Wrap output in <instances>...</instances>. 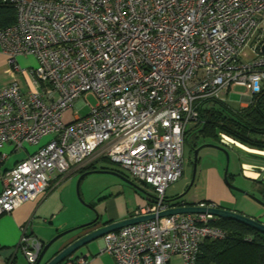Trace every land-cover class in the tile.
Instances as JSON below:
<instances>
[{
	"label": "built area",
	"instance_id": "1",
	"mask_svg": "<svg viewBox=\"0 0 264 264\" xmlns=\"http://www.w3.org/2000/svg\"><path fill=\"white\" fill-rule=\"evenodd\" d=\"M12 3L15 21L0 28L12 78L0 87V167L5 144L37 148L0 173V215L36 199L56 173L106 160L151 186L149 201L132 216L155 217L103 234L104 250L116 264H169L175 255L195 264L200 244L225 231L211 214L158 213L172 206L165 191L182 176L185 132L198 122L201 103L222 101L241 85L246 107L261 92L264 0ZM18 56H33L36 65L21 68ZM17 73L26 75V90ZM88 94L96 104L80 115ZM20 230L17 247L33 264L43 243L27 226Z\"/></svg>",
	"mask_w": 264,
	"mask_h": 264
},
{
	"label": "crops",
	"instance_id": "2",
	"mask_svg": "<svg viewBox=\"0 0 264 264\" xmlns=\"http://www.w3.org/2000/svg\"><path fill=\"white\" fill-rule=\"evenodd\" d=\"M25 57L26 56H18L17 60L23 61L25 60ZM2 63L4 65L6 62L4 55L0 52V64ZM35 65L36 59L34 58V64L24 69H30ZM5 70L6 68L3 69L2 73L7 76L3 78L0 87L7 85L12 80ZM15 78L23 90L28 88L26 75L24 76L21 73H17ZM239 107H241V104ZM47 139L48 138H43L41 143L46 142ZM36 148L37 145L34 144H24V146L19 149H15L12 144H5L2 147V151L6 153L7 157L0 167V173L10 169L18 160L25 158ZM240 151L245 153L242 150ZM10 159L12 160L9 163ZM245 164L248 165L249 163ZM95 165L99 167L97 163H95ZM212 169L214 175L219 177L217 173L218 171H215V168ZM75 172L81 174L80 170H73L63 177L56 173L55 177L51 179L48 188L36 199L26 201L13 211L0 215V264H29L20 248L17 247L21 233L20 228L23 226H27L28 233L44 244L59 232L81 225L93 219L94 211L91 208L89 209L82 205L75 195L72 184V174ZM2 187L3 185L0 181V192ZM132 188L133 194L130 202L123 201L122 197H119L118 191H115L114 188L109 185L100 187V189L94 194L86 191V194L83 195V199L100 214L101 219L96 224L97 226L104 222L117 221L131 217L133 212L139 206H142L149 201L151 196L147 194L148 192L143 193L136 190L134 187ZM225 193V195H228L229 197H210V199H193V201L183 199L181 202H208L217 204L216 202L221 201L226 203L227 206H232L233 194L231 190L225 188ZM78 197L80 198L79 192ZM165 198L167 200L169 198L166 193ZM225 208L235 210L232 207L225 206ZM255 216L264 217V211H258ZM77 233L78 231H74L57 239L50 248L51 252L70 241ZM69 256L73 258L81 256L85 258V264H116L113 257L104 250L102 236L80 247ZM65 261L66 260L62 261L61 264H64ZM72 264L81 263L74 261Z\"/></svg>",
	"mask_w": 264,
	"mask_h": 264
},
{
	"label": "rangeland",
	"instance_id": "3",
	"mask_svg": "<svg viewBox=\"0 0 264 264\" xmlns=\"http://www.w3.org/2000/svg\"><path fill=\"white\" fill-rule=\"evenodd\" d=\"M18 63L21 68H27L34 64V57L26 56L25 60H18ZM7 67L8 65L6 63L4 65L3 63L0 64V83H2L3 78L7 76L2 73L3 69ZM243 92H245V87L236 85L228 95L223 96L222 102L228 104L231 108L236 109L241 103V93ZM86 100L88 104L78 110V113L80 115L87 114L90 109V105L93 106L96 104V98L92 94H88L86 96ZM189 130L190 133L188 134V139L185 140L183 146V173L177 181L173 182L167 187L165 192L166 195L169 196L167 202H175L170 199L182 193L189 186L193 178L190 189L182 199L193 201V199H210V197H229L228 195H225V188H227L230 189L233 194L232 206H227L226 203L221 201L216 202L218 205H221L223 207H232L240 213L258 218L260 221L264 222V217L255 216L258 211H264V206L261 205V202H264V184L260 183V178H264V171H261L259 173L257 180L247 177L243 172V168H245L244 166L246 165L245 163H249L248 165L256 164L255 166L264 167V158L247 155L237 149L235 145L232 146L225 144L219 139L210 141L209 139L204 140L203 138H198L196 140V147H199V149L197 151V161L194 173V149H192L191 144L194 141V136H198V132H196L197 129L195 128H189ZM49 137L50 135H47L43 138ZM210 143L216 146H204V144ZM11 160L12 159H10L9 163L11 162ZM97 165H104L114 168L131 179L126 170L120 169L115 164H112L106 160L97 162ZM212 168H215V171H218L217 173L219 177L214 175V172H212ZM225 173L227 174L229 182L233 186L244 190V192L235 189L232 190L224 180ZM79 176L80 174L78 172L72 174V184L74 187L75 195L78 201L89 209L91 208V206H89V204L83 199V195L86 194V191L88 193L94 194L100 189V187L108 185L113 187L115 191H118L119 197H122L123 201L130 202L132 200L133 188L113 174L91 173L83 177L78 184ZM135 183L140 185L146 192L151 193L150 185L143 186L140 183ZM78 192L80 198L78 197ZM245 192H247L248 194H246ZM169 264H184V262L180 255H175L170 259Z\"/></svg>",
	"mask_w": 264,
	"mask_h": 264
},
{
	"label": "trees",
	"instance_id": "4",
	"mask_svg": "<svg viewBox=\"0 0 264 264\" xmlns=\"http://www.w3.org/2000/svg\"><path fill=\"white\" fill-rule=\"evenodd\" d=\"M14 21L12 0H0V28L7 27ZM192 128L198 132L191 144L192 149L197 146L198 138L220 140L219 133H222L228 136L229 142L239 147L264 152V85L254 101L246 107L234 109L219 100L202 102L198 122L190 127ZM189 133L188 129L185 140ZM96 168L116 170L104 165L97 167L93 163L80 169V172ZM260 183L264 184V178H260ZM214 218L212 224L222 228L225 236L218 240H204L199 246L195 264H264V233L237 220Z\"/></svg>",
	"mask_w": 264,
	"mask_h": 264
},
{
	"label": "water",
	"instance_id": "5",
	"mask_svg": "<svg viewBox=\"0 0 264 264\" xmlns=\"http://www.w3.org/2000/svg\"><path fill=\"white\" fill-rule=\"evenodd\" d=\"M259 52L262 55H264V42L261 43V45L259 47ZM204 146H216V145L210 143V144H204ZM236 147H237V149L244 151L247 155L256 156L258 158H264V154L251 152V151L245 150L239 146H236ZM198 149H199V147L194 148V158H193V171H194V173H195ZM247 170L248 169L243 168V172L247 177L252 178L254 180L258 178V176L255 178L248 176L246 174ZM261 171H264V168H261L260 170H256V171L254 170V172H256L258 175ZM91 173H110V174H113V175L117 176L118 178H120L121 180H123L124 182H126L127 184H129L130 186L134 187L136 190L143 192V193H147L140 185L136 184L133 180L129 179L127 176H125L120 171L113 170V169H106V168H96V169L84 171L83 173L80 174V176L78 178V184H79V181L83 177H85L86 175L91 174ZM224 180H225L226 184L232 190L235 189V190L244 192V190L233 186L229 182L226 173L224 174ZM192 182H193V178H192V181L189 184V186L182 193L176 195L175 197H173L170 200L176 201V200L182 199L183 196L190 189ZM245 193L248 194L247 192H245ZM147 194L149 196H152V194L149 192ZM261 205L264 206V202H261ZM91 208L94 211L93 219H91L90 221H88L86 223H83L81 225L69 228L67 230H64V231L56 234L53 238H51L49 241H47L46 243H44L42 245V249H41L36 261L33 264H61L62 261H64L69 255L74 253L77 249L88 244L90 241L101 237L103 234L110 232V231H114L116 229H119V228L126 226V225H129V224H134V223L155 217V214L131 216V217H128L125 219L117 220V221L104 222L103 224L97 226L95 224H97L100 221V219H101L100 214L93 207H91ZM178 213H194V214L207 213V214L213 215L214 217L230 218V219L242 222L244 224H247V225L259 230L260 232L264 233V222L260 221L258 218L251 217V216L245 215L243 213H240L236 210H231V209L219 206L217 204L208 203V202H201V203L179 202L176 204H172L171 207H169L163 211H160L158 213V216L161 217V216H166V215H170V214H178ZM74 231H78V233L76 234V236L74 238H72L70 241L66 242L64 245H62L61 247H59L56 250H54L53 252H51L50 248H51L52 244L57 239H59L60 237L66 235V234L72 233Z\"/></svg>",
	"mask_w": 264,
	"mask_h": 264
},
{
	"label": "bare ground",
	"instance_id": "6",
	"mask_svg": "<svg viewBox=\"0 0 264 264\" xmlns=\"http://www.w3.org/2000/svg\"><path fill=\"white\" fill-rule=\"evenodd\" d=\"M237 146V145H236ZM242 148V147H241ZM243 149H245V150H248V151H251V152H256V153H261V154H264V152H260V151H256V150H254V149H246V148H243ZM246 169H248L247 171H246V174L248 175V176H250V177H253V178H255V177H257L258 176V174L256 173V172H254V171H251V170H260L261 168H260V166H255V165H245L244 166Z\"/></svg>",
	"mask_w": 264,
	"mask_h": 264
}]
</instances>
